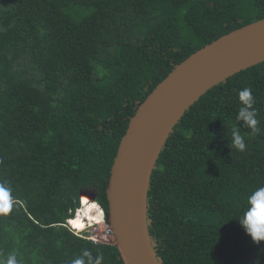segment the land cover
<instances>
[{"label":"trees","instance_id":"trees-1","mask_svg":"<svg viewBox=\"0 0 264 264\" xmlns=\"http://www.w3.org/2000/svg\"><path fill=\"white\" fill-rule=\"evenodd\" d=\"M263 19L264 0H0V180L18 201L0 214V252L65 264L90 248L124 264L115 244L65 227L80 194H96L107 223L110 169L139 105L190 55ZM244 87L261 123L239 152ZM262 184L264 62L208 90L168 135L147 192L159 264H264V241L238 222Z\"/></svg>","mask_w":264,"mask_h":264},{"label":"water","instance_id":"water-1","mask_svg":"<svg viewBox=\"0 0 264 264\" xmlns=\"http://www.w3.org/2000/svg\"><path fill=\"white\" fill-rule=\"evenodd\" d=\"M263 62L264 19L216 39L175 66L130 118L105 189L107 223L124 264H159L148 233L147 192L174 126L208 90Z\"/></svg>","mask_w":264,"mask_h":264},{"label":"clouds","instance_id":"clouds-1","mask_svg":"<svg viewBox=\"0 0 264 264\" xmlns=\"http://www.w3.org/2000/svg\"><path fill=\"white\" fill-rule=\"evenodd\" d=\"M237 95L241 106L235 119L251 131L242 134L239 126H233L229 148L244 152L247 147L246 136L259 133L261 121L258 119V109L254 106L256 100L252 88L244 87L238 90ZM9 182L7 179L0 180V214L2 215H7L12 210L13 203H18V201L10 203L9 194L5 191V186ZM86 193L92 194V192L80 194L79 207L73 210V214L67 218L65 224V227L76 236H79L86 228L91 227L93 222H98L102 216L101 206L95 201L96 197L93 198L94 202L86 197L81 198V195ZM246 201V207L238 222L252 241L259 243L264 241V184L252 190L247 195ZM91 239L95 241V237ZM4 256H7L6 260L3 258ZM104 260L105 256L102 251H98L93 255L90 248H83L81 254L65 261V264H104ZM0 264H24V260L17 249H12L11 251L0 252Z\"/></svg>","mask_w":264,"mask_h":264},{"label":"rangeland","instance_id":"rangeland-1","mask_svg":"<svg viewBox=\"0 0 264 264\" xmlns=\"http://www.w3.org/2000/svg\"><path fill=\"white\" fill-rule=\"evenodd\" d=\"M93 193V192H92ZM84 196V195H83ZM103 224L102 222L99 223L98 225H95L93 227H89L87 229H85L84 231H82L80 233V236L81 237H88L90 236V239L92 237H95V239H98V240H102L103 242H105V244L107 245H114L115 244V240H111V239H104L103 238V234H102V230H103Z\"/></svg>","mask_w":264,"mask_h":264},{"label":"built area","instance_id":"built-area-1","mask_svg":"<svg viewBox=\"0 0 264 264\" xmlns=\"http://www.w3.org/2000/svg\"><path fill=\"white\" fill-rule=\"evenodd\" d=\"M101 210H102V208H101ZM102 214H103L102 224H103V227H104L103 230H102L103 238H104V239L106 238V239L115 240L111 228H110L109 225L105 222V217H104L103 210H102ZM96 225H98V224H96ZM93 226H95V225H92L91 227H93ZM90 236H91V235H90ZM90 236H88V237H82V238H84V239H86V240H89V241H91L93 244H96V245H98V244H105V242H103L102 240L95 239V241H93V239H90ZM79 237H81L80 234H79Z\"/></svg>","mask_w":264,"mask_h":264},{"label":"bare ground","instance_id":"bare-ground-1","mask_svg":"<svg viewBox=\"0 0 264 264\" xmlns=\"http://www.w3.org/2000/svg\"><path fill=\"white\" fill-rule=\"evenodd\" d=\"M83 195H84V196H83ZM82 197H86V198H88L90 201H93L94 194L86 193V194H82V195H81V198H82ZM93 202H94V201H93ZM102 219H103V214H102L100 220H99L98 222H93L92 225H93V224H99V223H101V222H102ZM86 229H87V228H86Z\"/></svg>","mask_w":264,"mask_h":264}]
</instances>
